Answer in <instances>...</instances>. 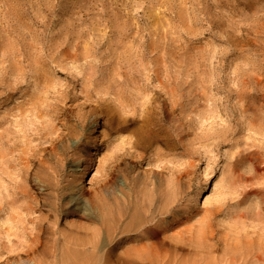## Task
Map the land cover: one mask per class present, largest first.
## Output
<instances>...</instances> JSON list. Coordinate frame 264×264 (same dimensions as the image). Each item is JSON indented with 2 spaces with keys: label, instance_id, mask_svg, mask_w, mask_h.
I'll list each match as a JSON object with an SVG mask.
<instances>
[{
  "label": "rangeland",
  "instance_id": "obj_1",
  "mask_svg": "<svg viewBox=\"0 0 264 264\" xmlns=\"http://www.w3.org/2000/svg\"><path fill=\"white\" fill-rule=\"evenodd\" d=\"M122 252L264 264V0H0V264Z\"/></svg>",
  "mask_w": 264,
  "mask_h": 264
},
{
  "label": "bare ground",
  "instance_id": "obj_2",
  "mask_svg": "<svg viewBox=\"0 0 264 264\" xmlns=\"http://www.w3.org/2000/svg\"><path fill=\"white\" fill-rule=\"evenodd\" d=\"M97 102V101H96ZM97 104H99V103H97ZM75 167L77 168L78 167V162H76V165H75ZM93 184V178H91L90 177V181H89V186H88V188L89 187H91V185ZM139 230V229H138ZM146 229H144V231H145ZM147 230H148V228H147ZM140 232H142L141 230H140ZM36 236H35V239H36V241H37V239L39 240V237L37 236V234H35ZM114 237H112L110 240H109V245L112 247V245L115 243V242H119V240L117 241H115L114 239H113ZM35 243V242H34ZM36 244V243H35ZM151 245V244H150ZM96 246V245H95ZM114 246V245H113ZM154 246V245H153ZM99 247V246H98ZM113 249V248H112ZM111 249V250H112ZM153 250V249H152ZM151 251V250H150ZM252 251H250V253H251ZM105 253V255L106 254H109V252H108V250L106 251V252H104ZM254 254H256L255 252H254ZM263 255V254H262ZM144 256H146V255H144ZM143 256V257H144ZM243 256H248V252L247 253H245L244 255L242 254L241 255V257H243ZM250 256V255H249ZM134 257V256H133ZM256 261H260V260H263L261 257H259V256H257V255H253L252 256ZM129 258H131V257H129ZM128 258V256L125 254V253H121L120 255H119V258H118V260L117 261H115V262H109V263H105V264H153V263H155V262H153L151 259H149L148 261H147V259H142V258H140V257H138V258H136V259H134V258H132V259H129ZM162 258V257H161ZM161 258H159V259H161ZM246 258V257H245ZM250 258H251V256H250ZM264 258V257H263ZM244 259V258H243ZM162 260V259H161ZM160 260V261H161ZM166 260V259H165ZM153 263H152V262ZM156 261V260H155ZM164 261V260H163ZM89 262V261H88ZM145 262V263H144ZM157 262V261H156ZM86 263V262H85ZM161 263H162V261H161ZM83 264V263H82Z\"/></svg>",
  "mask_w": 264,
  "mask_h": 264
}]
</instances>
